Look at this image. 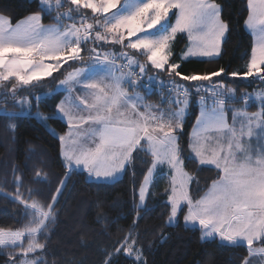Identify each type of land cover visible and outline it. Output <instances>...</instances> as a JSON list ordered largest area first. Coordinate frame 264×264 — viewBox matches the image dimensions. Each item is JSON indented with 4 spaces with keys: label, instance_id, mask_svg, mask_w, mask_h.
<instances>
[{
    "label": "snow or ice",
    "instance_id": "obj_1",
    "mask_svg": "<svg viewBox=\"0 0 264 264\" xmlns=\"http://www.w3.org/2000/svg\"><path fill=\"white\" fill-rule=\"evenodd\" d=\"M65 3L74 7L61 11ZM37 5V11L15 25L0 15V98L12 97V103L21 108V112L3 108L0 113L12 119L23 115L25 108L30 113L33 101L38 105L58 90L67 92L52 115L39 111L34 114L57 136L66 172L47 204L35 200L29 203L34 190L30 189L25 199L20 192L23 178L14 174L16 194L10 199L21 204L30 219L23 228H0V249H19L8 254L6 264H47L41 255L46 244L39 242V236L55 221V205L74 170L86 172L91 180L103 184L125 173L134 162V153L141 152L151 160L139 188L134 189L137 220L141 218L140 210H146L158 169L166 165L171 174L165 189L169 207L166 226H176L183 215L185 227L199 226L202 240L218 238L225 246H246L248 255L241 264H252L253 257H264V144H259V139L264 138V90L254 96L243 94L245 109L258 100L259 110H231L229 123L226 107L235 99V89L222 80L203 83L229 75L226 69L182 75L181 66L172 63V45L180 33H186L190 41L181 59L221 54L229 31L228 23L222 19L221 5L216 0H37ZM84 10H90L91 17ZM247 13L244 24L254 37L250 59L246 71L230 75L264 78V0H247ZM45 16H51L55 23L43 24ZM109 45L118 46L119 51L102 50ZM84 51L89 53L86 67L68 72L48 93L17 99L20 91L36 88L45 78L54 79L53 73L68 61L83 63ZM137 56L146 57V61L141 63ZM118 60L124 63L118 64ZM137 68L139 71H134ZM149 68L195 82L191 87L175 79L169 82L168 99L175 109L143 104L139 93L129 95L123 88L125 83L132 88L142 85ZM147 79L149 84L144 86L150 89L155 77ZM77 88L87 95L74 96ZM193 97H198L200 113L190 134L191 157L199 166H214L218 171V178L198 199L189 191L195 177L185 171L178 135L184 130ZM49 119L65 122L67 133L57 135L47 125ZM9 127L14 129L15 125ZM254 138L259 144L255 149ZM35 179L47 182V174L37 169ZM25 238L26 247L22 243ZM257 242L262 246L254 247ZM117 244L113 251L105 253L103 264H112V256L120 253L132 258L133 264H146L143 250L136 247L131 233Z\"/></svg>",
    "mask_w": 264,
    "mask_h": 264
},
{
    "label": "trees",
    "instance_id": "obj_2",
    "mask_svg": "<svg viewBox=\"0 0 264 264\" xmlns=\"http://www.w3.org/2000/svg\"><path fill=\"white\" fill-rule=\"evenodd\" d=\"M216 2L222 7V19L229 25L221 54L209 59H181V53L188 41L187 36L181 34L173 43L172 63L181 66L182 75H203L217 71L221 67L225 68L229 75L222 74L220 78L215 79L224 80L227 85L234 87L237 99L231 103L239 109L245 107L241 100L244 91L264 90V78L230 75L231 72L246 71L251 55L253 37L244 24L248 15L247 0ZM69 6L71 5L65 3L62 9L65 10ZM37 10V0H0V14L9 17L14 24ZM84 11L91 15L90 10ZM52 16H55V12ZM42 22L55 23L51 16H45ZM110 47L106 46L104 50ZM88 55L87 51L82 52L83 60ZM79 63L81 62L68 61L59 72L53 73L54 79L45 78L36 88L20 91L17 99L30 94L39 96L48 93ZM148 72L165 78L167 83L173 79L185 85L194 83L170 77L167 72H158L157 75L152 68H149ZM135 89L143 91L151 101H161L162 98L169 96L166 91L150 90L143 85ZM64 95L63 90H58L54 96L43 98L38 105L33 101L30 113L24 110L23 115L12 119L0 113V228H23L30 219L24 215L23 206L10 199L16 194L14 174L23 178L20 192L24 198L28 199V191L31 189L34 191L28 202L35 200L42 204L51 202V196L55 194L60 181L65 177L66 169L63 166L57 136H53L43 123L34 118L37 111L45 116L52 115L55 106ZM229 103L230 101L226 110L232 114L231 110L234 109ZM259 106L255 101L246 109L255 112L259 110ZM0 108H6L10 112H21V108L12 103V97L0 98ZM198 115L199 105L193 102L185 118L184 130L178 133L185 168L195 177L190 186V193L194 199L202 196L212 181L218 178L215 167H201L191 157L190 134ZM10 125H15V128H10ZM47 125L55 129L57 135H63L68 131L67 124L60 120L49 119ZM134 157V162L127 171L112 182L100 184L91 180L86 172L80 170L72 172L55 205V221L51 222L46 232L39 236V242L46 244V250L41 255L47 264H103L105 253L118 247L117 241H122L129 233L135 238L136 247L143 250L146 264H241L243 258L248 255L246 246H225L218 238L202 240L200 228L185 227L183 215H180L176 226L165 225L169 214V207L165 203L167 201L165 189L169 187L170 181L166 173L159 174L155 179L146 202V210H140L141 218L137 220L134 203H138V198L134 200V189L139 188L147 167L150 166L151 157L142 152L134 153ZM14 169L17 170L15 173ZM37 169H42L47 174V182L36 181ZM101 216L104 218L101 219ZM162 236H166V239H162ZM22 243L26 247L27 239L25 238ZM254 246L262 245L257 242ZM18 250L0 249V264H6L8 254ZM112 264H133V259L120 253L112 256Z\"/></svg>",
    "mask_w": 264,
    "mask_h": 264
},
{
    "label": "rangeland",
    "instance_id": "obj_3",
    "mask_svg": "<svg viewBox=\"0 0 264 264\" xmlns=\"http://www.w3.org/2000/svg\"><path fill=\"white\" fill-rule=\"evenodd\" d=\"M70 7V6H69ZM68 8V7H67ZM65 10H67V9H65ZM64 9H61V11H65ZM87 14V13H86ZM0 15H2V14H0ZM89 17H91V15L90 14H87ZM3 16H5V15H3ZM5 17H7V16H5ZM9 18V17H8ZM10 19V18H9ZM10 21H11V19H10ZM89 22H91V19L89 20ZM11 23H12V21H11ZM65 23H70V21H65ZM13 25H15L14 23H12ZM91 45H89V47H90ZM102 50H104V49H102ZM107 51H119V47L117 46L116 48H113V47H110L109 49H106ZM172 51H173V48H172ZM184 53V52H183ZM89 56V55H88ZM88 56L83 60L84 62L82 63H79L78 65H76L75 67H72V69L70 70V71H68V72H71L74 68H83V67H86V65H87V62H88ZM188 58H191V57H188ZM187 58V59H188ZM196 58H207V59H209V57H196ZM213 58H216V57H213ZM137 59H139L140 60V62H145V59L143 58V57H141V56H138L137 57ZM143 62V63H144ZM155 73L158 75V72L155 70ZM159 76V75H158ZM160 77V76H159ZM254 77H256V76H254ZM161 78V77H160ZM248 78V77H247ZM64 79V78H63ZM165 79V78H164ZM62 80V79H61ZM218 80H216L215 78H213V80L211 81V82H203L204 84H208V83H215V82H217ZM223 81V83H225L226 85H227V82L226 81H224V80H222ZM167 82V81H166ZM195 83V82H194ZM194 83H193V85H194ZM193 85H186V86H189V87H191V86H193ZM229 88H232V89H234V87L232 86V85H227ZM123 88H124V84H123ZM262 89H260V90H253V91H244V93L243 94H245V93H248V94H252L253 96L255 95V93H257V92H259V91H261ZM65 92V91H64ZM140 92V91H139ZM203 94V93H202ZM242 94V95H243ZM68 95V93L67 92H65V96H67ZM73 95L74 96H76V95H80V96H84V95H87V93H85V92H82L79 88H77L76 89V91L73 93ZM65 96L63 97V99L65 98ZM234 96H235V99L234 100H236L237 99V93H236V91H235V93H234ZM62 99V100H63ZM234 100H230V103L231 102H233ZM89 102H91V99H89ZM193 102H195V103H197L198 104V97H193L192 98V103ZM258 104H259V101L257 100L256 101ZM192 103H190V106H191V104ZM209 103H211L210 101H209ZM229 103V106L232 108V109H234V110H238V108H235V105L233 104V103H231L230 104ZM143 104H146V103H144L143 102ZM147 104H152V105H157V106H159L160 108H162V109H168L169 107H171L172 108V105L170 104V102L168 103V105H164V101H160V102H158V101H150V102H148ZM161 105V106H160ZM199 105V104H198ZM190 106H189V109H188V112H187V115H188V113L190 112ZM0 109H3V108H0ZM173 109H175V108H173ZM240 110H246L247 111V109H245V107H242V108H239ZM24 110H26V113L27 112H29L26 108L24 109ZM123 111V110H122ZM140 111H145V109L144 108H140ZM248 113H252L251 111H247ZM256 112V111H255ZM199 113H200V107H199ZM186 115V116H187ZM226 116H227V119H228V122L229 123H232V120H231V118H232V114H229V112H228V110H226ZM196 124V123H195ZM237 127H239V123H237ZM53 129V128H52ZM85 130H87V129H85ZM55 132L58 134V132L55 130ZM64 135V134H63ZM262 136H264V134H262ZM259 144H264V138H261V139H259ZM259 144L257 143V139L256 138H254L253 140H252V146H253V148L255 149L256 147H258L259 146ZM182 158V157H181ZM241 159H242V157H241ZM184 167H185V165H184ZM214 167V166H213ZM163 171H166L165 173L170 177V179H171V174H170V172H169V169H168V167L166 166V165H164V166H162L160 169H158V171H157V174H156V176H155V178H154V181H155V179L157 178V176L159 175V174H161ZM185 171H187V169L185 168ZM189 174H191L189 171H187ZM192 175V174H191ZM110 182H112V181H110ZM152 186V185H151ZM151 186H150V189H151ZM189 191H190V187H189ZM191 194V193H190ZM205 194V193H204ZM203 194V195H204ZM192 196V195H191ZM148 199V198H147ZM147 202V201H146ZM179 220H180V217H179ZM192 226H197V227H199L198 225H192ZM209 239H211V238H209ZM252 264H254V263H252ZM257 264H259V263H257Z\"/></svg>",
    "mask_w": 264,
    "mask_h": 264
},
{
    "label": "crops",
    "instance_id": "obj_4",
    "mask_svg": "<svg viewBox=\"0 0 264 264\" xmlns=\"http://www.w3.org/2000/svg\"><path fill=\"white\" fill-rule=\"evenodd\" d=\"M171 15V14H170ZM172 20L174 21L175 20V17L174 16H172ZM43 23V22H42ZM43 24H45V23H43ZM49 24H52V23H49ZM45 25H48V24H45ZM247 29V28H246ZM248 30V29H247ZM248 32H250L249 30H248ZM181 34H185L186 36H187V34L186 33H180V34H178L177 36H176V38L179 36V35H181ZM227 35V34H226ZM252 35V34H251ZM253 37V36H252ZM175 38V39H176ZM187 38H188V36H187ZM253 42H254V37H253ZM223 44V43H222ZM190 46V41H189V39H188V41H187V43H186V45H185V47H184V49H183V51H182V53H181V57H182V54H183V52H186L187 51V49H188V47ZM172 48H173V45H172ZM221 51H222V46H221ZM138 57V56H137ZM142 57V56H141ZM191 58H196V57H191ZM145 59V58H144ZM145 61H146V59H145ZM144 62V61H143ZM143 62H141V63H143ZM117 74H119V73H117ZM158 77V76H157ZM160 79V78H159ZM161 80H164V81H166L165 79H163V78H161ZM124 88L128 91V93H129V95H132V94H134V93H139L144 99H143V102L144 103H148V102H150L151 100H148V98H147V94H145L143 91H140V90H137V89H135V88H132V87H130L128 84H124ZM140 91V92H139ZM65 96V95H64ZM169 96L168 97H164V98H162V100L161 101H164V105H168V103L170 102L169 101ZM158 102H160V101H158ZM172 105V108H175L176 107V105H174V104H171ZM161 106V105H160ZM238 110H240V109H238ZM231 120H232V118H231ZM166 171H163L162 173H165ZM121 176V175H120ZM120 176H118L116 179H118ZM115 179V180H116ZM114 180V181H115ZM191 186V185H190ZM254 247H257V246H254ZM252 263H254V264H257V263H259V264H264V257H253L252 258Z\"/></svg>",
    "mask_w": 264,
    "mask_h": 264
},
{
    "label": "built area",
    "instance_id": "obj_5",
    "mask_svg": "<svg viewBox=\"0 0 264 264\" xmlns=\"http://www.w3.org/2000/svg\"><path fill=\"white\" fill-rule=\"evenodd\" d=\"M117 63L118 64L119 63H124V61L123 60H118ZM124 70L127 71V69H124ZM134 71L138 72L139 69L138 68L137 69H134ZM148 76L155 77L153 74H150L149 72H147V74L143 78V84H142L143 86L149 84V81L147 79ZM133 79H136V77L133 76ZM160 81H161L160 79H158V78L155 77V81L151 82L150 90L166 91L169 94V88L171 87L170 83H167V82L162 81L163 82V85H161ZM147 89H149V88H147Z\"/></svg>",
    "mask_w": 264,
    "mask_h": 264
}]
</instances>
